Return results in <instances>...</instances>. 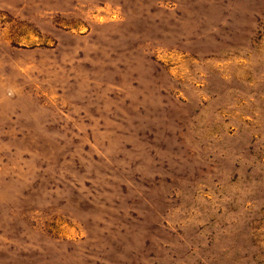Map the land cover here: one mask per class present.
I'll return each instance as SVG.
<instances>
[{"label":"rangeland","instance_id":"1","mask_svg":"<svg viewBox=\"0 0 264 264\" xmlns=\"http://www.w3.org/2000/svg\"><path fill=\"white\" fill-rule=\"evenodd\" d=\"M0 264H264V0H0Z\"/></svg>","mask_w":264,"mask_h":264}]
</instances>
